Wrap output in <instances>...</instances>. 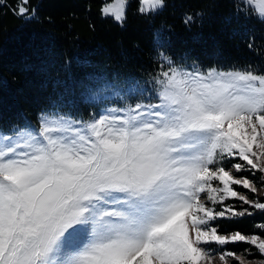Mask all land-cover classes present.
Masks as SVG:
<instances>
[{
  "label": "rangeland",
  "instance_id": "rangeland-1",
  "mask_svg": "<svg viewBox=\"0 0 264 264\" xmlns=\"http://www.w3.org/2000/svg\"><path fill=\"white\" fill-rule=\"evenodd\" d=\"M242 1L264 20V0ZM128 2L101 15L122 23ZM77 98L0 129V264L55 260L79 224L68 264H264V237L227 227L264 209L263 74L163 56L154 75L93 77Z\"/></svg>",
  "mask_w": 264,
  "mask_h": 264
},
{
  "label": "trees",
  "instance_id": "trees-1",
  "mask_svg": "<svg viewBox=\"0 0 264 264\" xmlns=\"http://www.w3.org/2000/svg\"><path fill=\"white\" fill-rule=\"evenodd\" d=\"M105 1L0 0V129L69 112L93 77L154 75L163 56L264 75V20L242 0H163L151 13L129 0L122 23L101 15ZM229 224L264 237V209Z\"/></svg>",
  "mask_w": 264,
  "mask_h": 264
},
{
  "label": "bare ground",
  "instance_id": "bare-ground-1",
  "mask_svg": "<svg viewBox=\"0 0 264 264\" xmlns=\"http://www.w3.org/2000/svg\"><path fill=\"white\" fill-rule=\"evenodd\" d=\"M84 228H85L84 224H82V226L80 224L76 228L70 229L71 231H68L66 237L63 240L57 241L58 245H59L58 246L59 249L62 248L61 252H60V254H58L59 256L57 255V258L55 260H53L55 258V256H54L52 259L47 261L46 264H49L48 262H51V264H68L69 262H71L70 260L72 257L69 259V257H67L65 254V252L67 253V250L71 251L69 241L67 240V236L69 234L71 235V233H72L73 236H71V237H73L74 244L77 245L78 248H80L86 240V234H85V232H82V229H84ZM71 241H72V239H71ZM56 247H57V243H56ZM75 248H76V246H75ZM68 259H69V262H67ZM51 260H53V261H51Z\"/></svg>",
  "mask_w": 264,
  "mask_h": 264
}]
</instances>
